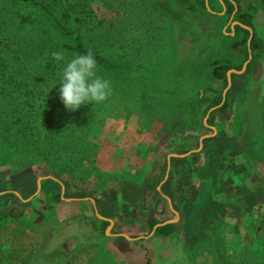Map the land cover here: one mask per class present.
I'll return each instance as SVG.
<instances>
[{
    "label": "rangeland",
    "instance_id": "374dc122",
    "mask_svg": "<svg viewBox=\"0 0 264 264\" xmlns=\"http://www.w3.org/2000/svg\"><path fill=\"white\" fill-rule=\"evenodd\" d=\"M39 1L81 18L113 92L69 111L45 14L0 0V96L36 99L27 131L48 148L18 171L0 159V264H264V52L248 58L237 21L264 38V0Z\"/></svg>",
    "mask_w": 264,
    "mask_h": 264
},
{
    "label": "trees",
    "instance_id": "16d2710c",
    "mask_svg": "<svg viewBox=\"0 0 264 264\" xmlns=\"http://www.w3.org/2000/svg\"><path fill=\"white\" fill-rule=\"evenodd\" d=\"M14 1L28 2V4L37 6L38 8H40L41 11L45 14L46 19L44 18V21L48 23L49 27L52 29V32H53L50 34V38L46 40V42L48 43L50 47V52L47 55L48 57L46 56L45 58L46 60L48 59V62L51 63L53 67L57 65V61H54L51 57V52L53 51H63L66 57L70 59L73 53L84 54L88 50H91V48L84 46L82 44V40L80 39L81 38V34L79 33L80 29L76 27L78 23L82 21L80 17L75 16L74 20L77 25L72 30H70L60 21L58 17L54 15V9H51L50 6L45 5L42 1H39V0L38 1L14 0ZM263 10H264V5H263ZM231 21L229 22V24L231 23ZM237 21L240 23V25H244L251 29L250 37L246 41L247 51H249V53L252 52L253 54V52L262 49L260 51L264 52V38H260V37L257 38L256 33L254 32L252 24H251L250 14L246 12L239 14L237 16ZM69 35H72L73 37L71 38ZM61 36H63L62 38H65L66 40H62ZM44 44H45V40L41 43V48L44 46ZM33 51L35 52L36 49H33ZM33 51H31L32 53L28 58L26 57L27 53H23L22 54L23 60L24 61H29V59L34 60L35 57L33 56ZM91 51L93 52L94 57L97 61L98 70L100 71L105 70L106 72H108L109 70L112 71L114 69V65L112 62L102 57L99 53L93 50ZM251 62L252 60H250V62L247 64V67L251 64ZM6 64H2L3 67H5ZM57 67L58 66H56L55 68ZM220 69L222 70L223 67L214 68L213 75L214 76L222 75V71ZM0 74H1V71H0ZM4 80H6L5 82L9 81L10 83H13L14 78L10 74L8 75L7 78H4ZM6 86L7 84L4 87ZM4 87L2 88V90L4 89ZM7 98L9 99V97L5 95L4 97L3 95L0 96V141L2 140L3 142V146L0 147V159H4L5 162H7V165L10 171H18L20 169L25 168L26 166H31V164H33V161L35 160L38 161V158L42 156L40 155V153H44L45 151L48 153L47 151L48 148H38L37 145L40 143L38 139H42V138H40V136H38V134L36 133H30L27 131L29 129L30 130L33 129L32 127L34 126L35 123H34V119L32 118V116L30 115L31 118L28 120V118L26 117L27 115H25L24 112L25 113H27L28 111L31 112V109L34 108L32 105L35 104L33 102L34 100L36 101V99L34 98V100H32V99H25V98L18 97L15 99L19 101L18 103H16L15 101V104H17L18 106H13V111L8 112L7 103L9 101L7 100ZM262 101H263L262 102L263 104L262 123L264 125V97ZM224 106H225V102H223L221 105L216 107L214 110L222 111L224 109ZM12 113H15V114H12ZM3 126L4 128H7V127L11 129L16 128V130L12 129L14 131L2 132L1 129ZM31 137L35 140L33 141ZM8 144L10 145L9 147H7ZM167 226L168 225L157 227L155 231L161 233L165 228H167ZM213 236H210L209 240H212ZM226 236L228 237V233H225V235H222L221 238L223 239V241L226 240ZM229 264H234V263H229Z\"/></svg>",
    "mask_w": 264,
    "mask_h": 264
},
{
    "label": "clouds",
    "instance_id": "9594fccd",
    "mask_svg": "<svg viewBox=\"0 0 264 264\" xmlns=\"http://www.w3.org/2000/svg\"><path fill=\"white\" fill-rule=\"evenodd\" d=\"M51 57L64 62L58 72L59 96L69 111L84 104H101L112 95L111 81L97 74V61L91 50L73 53L70 59L63 51H53Z\"/></svg>",
    "mask_w": 264,
    "mask_h": 264
},
{
    "label": "crops",
    "instance_id": "0c3cea01",
    "mask_svg": "<svg viewBox=\"0 0 264 264\" xmlns=\"http://www.w3.org/2000/svg\"><path fill=\"white\" fill-rule=\"evenodd\" d=\"M167 175H168V168L166 169V171H165V174H164V180L166 179V177H167ZM243 187H244V184H243ZM245 188V187H244ZM231 191V190H230ZM244 191H245V189H244ZM232 192H235L234 194H232L233 196H234V198L232 197V199L234 200V202H236L235 201V197H238V198H241V195H244L242 192H239V190H237V189H234ZM163 197L166 199V201L168 202V205H169V208H170V210L172 209L171 208V204H170V201L168 200V198L166 197V196H164L163 195ZM218 200H220V202H217L218 203V206L219 207H222L225 203H226V198H220L219 197V199ZM91 201V203H93L92 202V200H90ZM225 201V202H224ZM237 202H239L238 204H240L241 206L243 205L244 206V201H243V199L241 198V201L240 200H238ZM172 212H173V210H171ZM218 211V210H217ZM174 213V215H177L176 214V212H173Z\"/></svg>",
    "mask_w": 264,
    "mask_h": 264
},
{
    "label": "water",
    "instance_id": "95a60500",
    "mask_svg": "<svg viewBox=\"0 0 264 264\" xmlns=\"http://www.w3.org/2000/svg\"><path fill=\"white\" fill-rule=\"evenodd\" d=\"M205 4H206V0H205ZM233 23H235L234 21H233ZM250 31V30H249ZM250 37V34H249V36H248V38ZM250 57V55H249V51H248V58ZM244 66H245V63H244V65H243V67H242V69L244 68ZM222 95H224V91H223V93H222ZM208 136V135H207ZM37 184L39 185V180H37ZM167 222H170V220H166V221H164L163 223H159V224H157L156 226H158V225H162V224H165V223H167Z\"/></svg>",
    "mask_w": 264,
    "mask_h": 264
}]
</instances>
